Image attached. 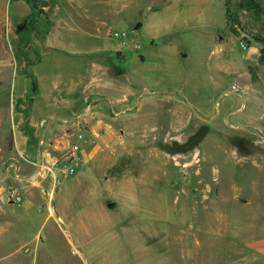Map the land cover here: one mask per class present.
<instances>
[{
  "label": "rangeland",
  "instance_id": "obj_1",
  "mask_svg": "<svg viewBox=\"0 0 264 264\" xmlns=\"http://www.w3.org/2000/svg\"><path fill=\"white\" fill-rule=\"evenodd\" d=\"M0 19L20 69L121 79L133 105L125 177L52 184L37 264H264V0H0Z\"/></svg>",
  "mask_w": 264,
  "mask_h": 264
},
{
  "label": "crops",
  "instance_id": "obj_2",
  "mask_svg": "<svg viewBox=\"0 0 264 264\" xmlns=\"http://www.w3.org/2000/svg\"><path fill=\"white\" fill-rule=\"evenodd\" d=\"M5 46L3 43L0 50V134L8 140L0 145V264H37L40 256L44 262L49 260L48 249H41L42 228L52 220L49 235H55L64 222L47 196L53 180L44 165L54 168L57 185L61 184L69 177L60 169L66 162L65 155L72 143H79L78 166L91 164L99 178L104 176L106 180L110 175L124 178L123 160L132 142L125 140L127 124L121 114L133 105L129 84L124 80L102 81L98 73L95 78L92 73L84 74L85 78L83 73L66 67L64 71L58 69L56 76L51 68L50 72L38 71L36 58L28 62L29 68L23 65L29 70L25 72L19 68L13 46L10 56ZM29 82L35 88L27 110L20 111L25 92L21 86ZM102 87L121 89L115 94L103 93L98 91ZM79 132L84 135L82 141H77ZM10 186L20 189V202L7 200ZM12 204L21 209L10 207ZM38 204L45 206V212ZM54 213L59 222L54 221Z\"/></svg>",
  "mask_w": 264,
  "mask_h": 264
},
{
  "label": "built area",
  "instance_id": "obj_3",
  "mask_svg": "<svg viewBox=\"0 0 264 264\" xmlns=\"http://www.w3.org/2000/svg\"><path fill=\"white\" fill-rule=\"evenodd\" d=\"M110 34L119 39L121 41L122 44H126V36L127 33L125 31H121V30H113L110 31ZM240 45L242 48H246V44L241 41ZM136 48H138V46H136ZM84 140V135L83 133H78L77 134V141H82ZM79 143H72L66 153V162L64 164H62V166L60 167V169L62 170L63 173L66 174H72L75 172V166L78 165L79 163V157L76 154L77 151L79 150ZM10 168H14L13 164L9 165ZM45 168L48 169V171L51 173L52 175V180H53V186H55V184H57V176L55 175V170L53 167H49V166H45ZM52 191L50 190L47 194L48 198L51 199L52 196ZM6 198L7 200H9L10 202H20L22 199V193L20 191L19 188L14 187V186H10L7 188L6 190Z\"/></svg>",
  "mask_w": 264,
  "mask_h": 264
},
{
  "label": "trees",
  "instance_id": "obj_4",
  "mask_svg": "<svg viewBox=\"0 0 264 264\" xmlns=\"http://www.w3.org/2000/svg\"><path fill=\"white\" fill-rule=\"evenodd\" d=\"M262 52H263V55H262L261 59L264 60V46L262 47ZM34 85H35V84H34ZM34 85H33V87H32V90H33V91H34V88H35Z\"/></svg>",
  "mask_w": 264,
  "mask_h": 264
}]
</instances>
